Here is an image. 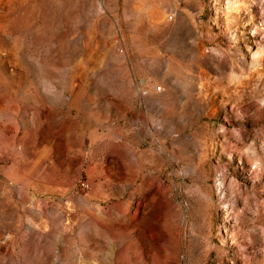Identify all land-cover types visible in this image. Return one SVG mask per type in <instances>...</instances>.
Returning a JSON list of instances; mask_svg holds the SVG:
<instances>
[{
	"label": "rangeland",
	"instance_id": "374dc122",
	"mask_svg": "<svg viewBox=\"0 0 264 264\" xmlns=\"http://www.w3.org/2000/svg\"><path fill=\"white\" fill-rule=\"evenodd\" d=\"M12 175L0 264H264V0H0Z\"/></svg>",
	"mask_w": 264,
	"mask_h": 264
},
{
	"label": "crops",
	"instance_id": "0c3cea01",
	"mask_svg": "<svg viewBox=\"0 0 264 264\" xmlns=\"http://www.w3.org/2000/svg\"><path fill=\"white\" fill-rule=\"evenodd\" d=\"M5 181L6 184L0 186V225L6 227L2 234L4 241H14L18 238L21 221L20 191L13 175L7 176Z\"/></svg>",
	"mask_w": 264,
	"mask_h": 264
},
{
	"label": "built area",
	"instance_id": "2783aa9c",
	"mask_svg": "<svg viewBox=\"0 0 264 264\" xmlns=\"http://www.w3.org/2000/svg\"><path fill=\"white\" fill-rule=\"evenodd\" d=\"M80 185L82 186V187H84V188H88L89 186H84V182H80Z\"/></svg>",
	"mask_w": 264,
	"mask_h": 264
},
{
	"label": "bare ground",
	"instance_id": "6f19581e",
	"mask_svg": "<svg viewBox=\"0 0 264 264\" xmlns=\"http://www.w3.org/2000/svg\"><path fill=\"white\" fill-rule=\"evenodd\" d=\"M84 186H87V184H86V183H84Z\"/></svg>",
	"mask_w": 264,
	"mask_h": 264
}]
</instances>
